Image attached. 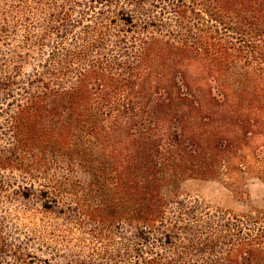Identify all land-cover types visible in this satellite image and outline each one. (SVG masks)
I'll return each instance as SVG.
<instances>
[{
	"label": "trees",
	"instance_id": "obj_1",
	"mask_svg": "<svg viewBox=\"0 0 264 264\" xmlns=\"http://www.w3.org/2000/svg\"><path fill=\"white\" fill-rule=\"evenodd\" d=\"M168 2L166 24L117 12L104 29L59 6L20 21L26 6L7 2L6 54L18 62L38 37L39 49L30 71L0 79V215L11 196L89 226L94 247L62 264H264V212L179 193L264 137V0ZM0 264L59 263L0 231Z\"/></svg>",
	"mask_w": 264,
	"mask_h": 264
},
{
	"label": "rangeland",
	"instance_id": "obj_2",
	"mask_svg": "<svg viewBox=\"0 0 264 264\" xmlns=\"http://www.w3.org/2000/svg\"><path fill=\"white\" fill-rule=\"evenodd\" d=\"M14 5H25L26 7L19 11L20 21L34 9L43 14H50L56 10L57 6L64 7L69 11L71 17L84 15L88 17L79 20H86L90 25L102 28L110 26V21L116 16L117 12L130 14L136 23L166 24L169 18L170 3L168 0H14ZM22 1L24 4H21ZM8 0H0V22L5 18L10 10L7 4ZM56 5V6H55ZM108 10L111 12L109 15ZM102 11L103 15H102ZM113 13V14H112ZM82 14V15H81ZM107 14L110 17L108 19ZM11 18H16L15 12L8 14ZM79 18V17H78ZM114 18V19H115ZM100 20V21H99ZM103 20V21H101ZM101 22V23H100ZM27 23V22H26ZM118 25V24H117ZM101 28V31H102ZM111 32L118 30V26L110 29ZM8 31V30H7ZM5 32L0 31V79H4L5 74L16 73L18 69L31 70L38 57L36 46L38 38L34 44H27L19 50L20 60L10 59L6 52L9 47L6 45ZM10 33V32H8ZM33 33L40 35L39 25H35ZM135 38L145 37L151 33L136 34ZM102 35V34H101ZM128 34L126 38H129ZM36 37V36H33ZM99 39L98 34L94 35V40ZM101 39V36H100ZM33 40V39H32ZM33 42V41H32ZM82 43L81 40H79ZM112 48L113 44H107ZM75 46L74 48H76ZM108 50V49H105ZM76 48V52H78ZM99 51V50H97ZM103 54L108 51L100 50ZM113 52H116L113 51ZM5 53L3 57L2 54ZM102 55L100 54V57ZM15 61L16 64L10 62ZM77 66V64H76ZM75 66V67H76ZM74 68V66H73ZM76 69V68H74ZM23 74H21V77ZM20 78V77H19ZM19 80V79H17ZM5 91L0 90V110L6 108L4 100ZM264 145L263 136L252 137L250 146H243L244 151L238 153L236 159L232 158L231 170L222 168L221 175L215 181L186 180L180 184L179 193L183 198L200 199L210 209H219L229 211L238 215H245L251 210L264 212V159L259 148ZM254 148V149H252ZM252 149V150H251ZM260 151V152H259ZM257 155V156H256ZM12 179L10 175H7ZM13 176V175H12ZM63 203L68 204L69 196L63 194ZM6 203H12L4 206L9 209L3 216L0 215V231L3 233L5 241L13 246L27 248L42 259H51L53 263L62 264L68 259L69 251L79 255H86L92 247L94 240L90 236L92 229L89 226L77 227L70 225L68 220L63 217H56L55 214H44L39 211V204L31 201L22 203L20 199L11 196H5ZM18 215V216H17ZM3 218V220H1Z\"/></svg>",
	"mask_w": 264,
	"mask_h": 264
}]
</instances>
